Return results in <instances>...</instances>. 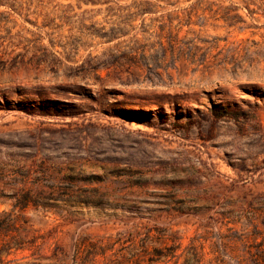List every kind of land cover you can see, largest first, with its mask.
Returning a JSON list of instances; mask_svg holds the SVG:
<instances>
[{
    "label": "rangeland",
    "instance_id": "rangeland-1",
    "mask_svg": "<svg viewBox=\"0 0 264 264\" xmlns=\"http://www.w3.org/2000/svg\"><path fill=\"white\" fill-rule=\"evenodd\" d=\"M0 264H264V0H0Z\"/></svg>",
    "mask_w": 264,
    "mask_h": 264
}]
</instances>
